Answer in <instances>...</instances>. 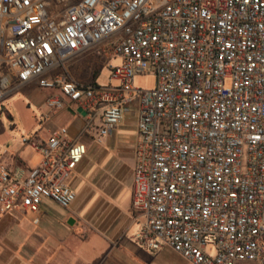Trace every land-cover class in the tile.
I'll return each mask as SVG.
<instances>
[{
  "label": "built area",
  "instance_id": "1",
  "mask_svg": "<svg viewBox=\"0 0 264 264\" xmlns=\"http://www.w3.org/2000/svg\"><path fill=\"white\" fill-rule=\"evenodd\" d=\"M89 53L109 84L73 78ZM150 74L154 89L134 86ZM29 83L51 91L41 121L87 114L79 137L22 138L42 158L0 165V218L43 199L70 208L81 137L99 119L101 142L135 111V242L192 264H264V0H0V99Z\"/></svg>",
  "mask_w": 264,
  "mask_h": 264
},
{
  "label": "crops",
  "instance_id": "2",
  "mask_svg": "<svg viewBox=\"0 0 264 264\" xmlns=\"http://www.w3.org/2000/svg\"><path fill=\"white\" fill-rule=\"evenodd\" d=\"M97 65L100 72L102 62L96 54L89 53L76 58L70 72L74 79L89 83L92 81L87 74L96 77ZM32 85L14 84L12 89H29ZM50 93L49 90L41 93L42 117L49 113L46 99ZM77 108L73 105L53 112L50 120L39 121L41 125L36 119V125L28 132H37L46 139L51 132L65 126L72 138L79 137L85 116ZM65 113L71 115L72 122H56ZM100 125L98 119L95 127L81 137L87 145V154L68 181L77 194L70 208L43 199L37 212L15 211L0 218V264H192L169 246L153 251L140 247L134 240L137 230L132 210L138 141L136 112L128 114L108 136L97 142ZM27 147L30 152L25 160ZM41 158L39 151L25 145L19 151L11 148L3 151L0 165L31 170ZM34 159L37 160L33 162ZM45 202L52 203L53 207Z\"/></svg>",
  "mask_w": 264,
  "mask_h": 264
},
{
  "label": "rangeland",
  "instance_id": "3",
  "mask_svg": "<svg viewBox=\"0 0 264 264\" xmlns=\"http://www.w3.org/2000/svg\"><path fill=\"white\" fill-rule=\"evenodd\" d=\"M118 59H114V64H119ZM92 75V76H91ZM87 76L91 77V81H95L99 85L109 84V78L111 76L108 67L103 66L99 72V67H96V77L92 73H88ZM95 77V78H94ZM94 79V80H93ZM157 78L153 74L139 75L135 78L134 86L141 89H154L156 87ZM113 85L118 84L117 80L112 81ZM48 91L37 85H32L31 88H15L10 89V93L4 95L0 99V154L3 151L11 148L12 150L19 151L25 146L22 143L23 137H31L35 132H28L36 125V119L38 125L42 117V92ZM72 117L68 113L58 117L56 122L63 124H70ZM70 122H69V121ZM28 147L25 150L23 157L28 160ZM37 159H34L35 162ZM47 206L53 207L52 203L45 202ZM208 252L214 253L212 246L207 248ZM252 264V263H249Z\"/></svg>",
  "mask_w": 264,
  "mask_h": 264
},
{
  "label": "water",
  "instance_id": "4",
  "mask_svg": "<svg viewBox=\"0 0 264 264\" xmlns=\"http://www.w3.org/2000/svg\"><path fill=\"white\" fill-rule=\"evenodd\" d=\"M76 111L79 112V113H81L83 116H86V114H87V112L82 107L77 108ZM73 222H74V219L71 218L69 220V223L72 224Z\"/></svg>",
  "mask_w": 264,
  "mask_h": 264
}]
</instances>
